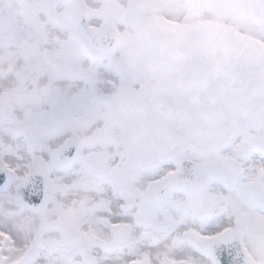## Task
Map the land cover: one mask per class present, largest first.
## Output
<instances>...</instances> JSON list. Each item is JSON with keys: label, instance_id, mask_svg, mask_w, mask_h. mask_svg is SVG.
I'll return each mask as SVG.
<instances>
[{"label": "snow or ice", "instance_id": "obj_1", "mask_svg": "<svg viewBox=\"0 0 264 264\" xmlns=\"http://www.w3.org/2000/svg\"><path fill=\"white\" fill-rule=\"evenodd\" d=\"M0 264H264V0H0Z\"/></svg>", "mask_w": 264, "mask_h": 264}]
</instances>
